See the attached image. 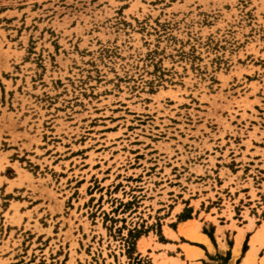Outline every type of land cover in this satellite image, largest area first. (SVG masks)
I'll return each mask as SVG.
<instances>
[{"label":"rangeland","instance_id":"374dc122","mask_svg":"<svg viewBox=\"0 0 264 264\" xmlns=\"http://www.w3.org/2000/svg\"><path fill=\"white\" fill-rule=\"evenodd\" d=\"M192 218L264 222V0H0V264H174Z\"/></svg>","mask_w":264,"mask_h":264},{"label":"crops","instance_id":"0c3cea01","mask_svg":"<svg viewBox=\"0 0 264 264\" xmlns=\"http://www.w3.org/2000/svg\"><path fill=\"white\" fill-rule=\"evenodd\" d=\"M204 221L214 226L215 243H212L209 237L202 233L203 223L199 219L192 218L182 221L177 225L176 230L173 231L175 238H170L171 242L158 244L159 249L165 251L164 258L171 259L167 263L216 264L218 260L216 256H225L229 250L228 264H236L237 261H239V264H245L246 261H249V264H264V246L258 247V245H255V249L252 251V239L256 236L259 240L260 236L264 234V222L256 224V221H253L251 223L246 218L241 220H234L233 218H205ZM236 221L238 224H232ZM189 228H192V230L190 231ZM181 230L194 232L195 234L187 233V236L190 238L191 235H194L196 237L194 242L202 247L191 245L184 241H190L191 238L188 239L181 234ZM247 238V249L243 253L242 246ZM227 239L233 241L232 247H229ZM171 252H175V255H170ZM161 254L162 252L159 253V255ZM208 256L215 257L216 260L211 261Z\"/></svg>","mask_w":264,"mask_h":264},{"label":"bare ground","instance_id":"6f19581e","mask_svg":"<svg viewBox=\"0 0 264 264\" xmlns=\"http://www.w3.org/2000/svg\"><path fill=\"white\" fill-rule=\"evenodd\" d=\"M255 237H256V236H255ZM255 237H254V239H252V240H253V241H252V251L255 249V248H254V247H255V243H258V242H259L258 238H255ZM190 238H191V239H195L196 237L193 236V235H191ZM237 241H238V239H237ZM245 264H249V261H246Z\"/></svg>","mask_w":264,"mask_h":264}]
</instances>
